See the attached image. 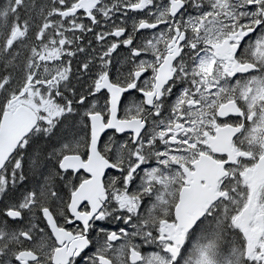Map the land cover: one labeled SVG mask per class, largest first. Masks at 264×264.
Segmentation results:
<instances>
[{"label":"snow or ice","instance_id":"snow-or-ice-1","mask_svg":"<svg viewBox=\"0 0 264 264\" xmlns=\"http://www.w3.org/2000/svg\"><path fill=\"white\" fill-rule=\"evenodd\" d=\"M0 264H264V0H0Z\"/></svg>","mask_w":264,"mask_h":264}]
</instances>
